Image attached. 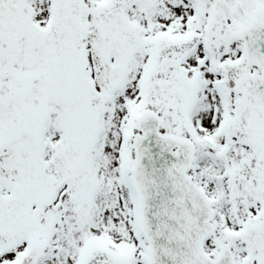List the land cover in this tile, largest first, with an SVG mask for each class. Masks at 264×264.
<instances>
[{
    "label": "snow or ice",
    "instance_id": "snow-or-ice-1",
    "mask_svg": "<svg viewBox=\"0 0 264 264\" xmlns=\"http://www.w3.org/2000/svg\"><path fill=\"white\" fill-rule=\"evenodd\" d=\"M0 264H264V0H0Z\"/></svg>",
    "mask_w": 264,
    "mask_h": 264
}]
</instances>
